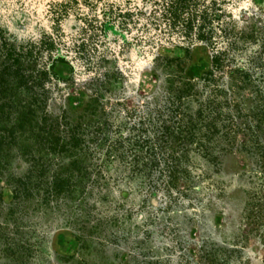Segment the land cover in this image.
Segmentation results:
<instances>
[{
  "label": "rangeland",
  "instance_id": "obj_1",
  "mask_svg": "<svg viewBox=\"0 0 264 264\" xmlns=\"http://www.w3.org/2000/svg\"><path fill=\"white\" fill-rule=\"evenodd\" d=\"M0 37V72L33 47L20 91L114 166L87 193L52 155L14 200L9 173L45 178L12 145L0 264H264V0H0ZM55 166L71 194L45 192Z\"/></svg>",
  "mask_w": 264,
  "mask_h": 264
},
{
  "label": "trees",
  "instance_id": "obj_2",
  "mask_svg": "<svg viewBox=\"0 0 264 264\" xmlns=\"http://www.w3.org/2000/svg\"><path fill=\"white\" fill-rule=\"evenodd\" d=\"M0 46L3 49L2 37H0ZM31 48L33 47L6 48L5 57L13 59L12 64L15 65V70H10L7 74L0 72V172L6 171L7 161L5 159L9 156L12 145L19 148L23 159L28 153L32 152L31 166L33 168L40 167L38 169L39 175L45 179L42 182L33 181L32 173H30L26 177L27 180L21 181L18 174L9 173L7 179L13 184L14 200H17L20 197L37 194L44 188L42 184L49 181L48 173L52 172L53 169L50 168L52 155L57 159H62L63 155H67L69 158L75 157L69 165L72 166V170L77 169L81 175L83 181H81L80 188L82 191L90 193L95 186V188H100L101 185H97L106 183V177L114 166L107 163H102L97 167L83 165L80 162L82 157L83 159L84 157L90 159L91 155H94L89 145V136L92 132L88 130V125L82 119L77 124H71L65 119H48L47 116H41L40 112L43 110H41L38 94L31 90L34 94L32 93L33 95L27 97L20 91V85L30 78L28 76L30 74H25L24 69L29 63L27 61L30 60L29 56L32 55ZM11 71H14V73L12 74ZM11 76L14 78V87L9 83ZM88 108L90 106L87 107V110ZM26 133L29 136L25 137ZM28 140L29 144L26 143ZM118 151L113 146L112 150H108L104 154L111 157L115 156L114 153L118 154ZM76 156H78V159ZM58 169V166H55L53 171L55 180L51 181L50 190L45 191L54 197L64 193L71 194L75 185L74 182L70 181L71 177L68 170H66L68 177L62 178V169L61 171H58ZM108 179H111L110 175ZM39 254L40 252L38 253L36 249H30L26 253L27 256Z\"/></svg>",
  "mask_w": 264,
  "mask_h": 264
}]
</instances>
